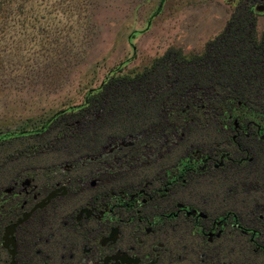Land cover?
<instances>
[{"label":"rangeland","instance_id":"1","mask_svg":"<svg viewBox=\"0 0 264 264\" xmlns=\"http://www.w3.org/2000/svg\"><path fill=\"white\" fill-rule=\"evenodd\" d=\"M242 1L0 0V135L39 128L55 113L83 103L128 59L115 74L134 75L171 47L202 53ZM247 1L262 35L264 0ZM135 31L143 32L131 41ZM158 121L134 119V131L119 130L118 141L97 156L73 155L71 143L56 141L59 128L44 137L1 143L0 264H39L38 238L54 234L41 242L46 254L64 249V239L80 234L73 230L71 216L86 202L115 204L117 196L157 190L182 170L186 182L154 201L147 212H169L177 202L188 203L211 219L224 216L232 222L235 214L240 226L229 223L219 240L202 242L191 220L176 218L168 223L174 264H264V248L258 245L264 243V140H259L264 126L251 124L249 137H237L233 128H240L238 119L192 124L173 143L150 137L147 143L155 139V145L148 144L152 151L143 160L132 152L125 155L141 138L140 129ZM129 122L120 126L131 128ZM67 177L80 183L69 197L54 200L56 191H47ZM40 190L46 198L35 202L31 192ZM43 201V207L35 208ZM27 214L16 229L20 254L15 232L12 256L7 228Z\"/></svg>","mask_w":264,"mask_h":264},{"label":"trees","instance_id":"2","mask_svg":"<svg viewBox=\"0 0 264 264\" xmlns=\"http://www.w3.org/2000/svg\"><path fill=\"white\" fill-rule=\"evenodd\" d=\"M141 32L135 31L130 40ZM122 66L91 89L83 103L55 113L39 128L1 134L0 144L12 138L44 137L59 128L56 141L71 143L73 155L97 156L118 141L119 130L134 131V119H159L141 128V138L124 150L143 160L152 151L148 144L155 139L173 143L192 124L238 119L240 128H233L237 137H249L251 124L264 126V32L258 34L257 15L247 0L202 53L186 54L171 47L134 75L115 74ZM126 120H131L132 129L120 126ZM155 134L158 137L147 143ZM259 140L264 137L259 135Z\"/></svg>","mask_w":264,"mask_h":264},{"label":"flooded vegetation","instance_id":"3","mask_svg":"<svg viewBox=\"0 0 264 264\" xmlns=\"http://www.w3.org/2000/svg\"><path fill=\"white\" fill-rule=\"evenodd\" d=\"M186 174V170L180 171L176 178H168L157 190L140 189L128 197L117 196L115 204L100 205L96 202H86L71 216L74 222L73 230L80 234L76 233L72 240L64 239L62 241L64 249L56 254H46L40 247L44 238H38L34 249L35 255L42 258L39 259V264H174L171 251L172 236L168 230V223L176 218L189 219L193 226L200 228V231L197 229L196 232L202 235V242L219 240L224 235V227L229 223L232 227L240 226L239 223L236 224L235 214L230 215L232 222L224 216L211 219L188 203L177 202L175 210L159 214L146 211L158 198H166L174 186L179 183L184 184ZM76 183L79 184V180L67 177L63 182L51 186L47 193L51 190L56 191L54 200L69 197ZM42 193V190L31 192L35 202L42 200L40 198L45 196H41ZM157 215L161 217L156 222L154 217ZM89 223L97 226H89ZM162 229L166 231L160 234ZM17 231L15 237L18 255L20 250ZM242 232L249 233L246 230ZM49 236L44 239V243L49 239L52 240L54 234ZM1 238L3 240V235L0 240ZM258 245L264 248V243ZM17 262L22 264L20 261Z\"/></svg>","mask_w":264,"mask_h":264},{"label":"water","instance_id":"4","mask_svg":"<svg viewBox=\"0 0 264 264\" xmlns=\"http://www.w3.org/2000/svg\"><path fill=\"white\" fill-rule=\"evenodd\" d=\"M50 196H51V195H50ZM50 198H51V197H48V200H50ZM43 205H44V201L41 202V203H39L35 208H37V207H43ZM29 216H30V214L25 215L23 218L19 219V221H18L17 223H14V224L10 225V226L7 228V235H8V237L11 236L10 239H9V242H12V246H13V248H14V249L11 250L12 256H15V254H16V243H15V241H14V237H13V235H14V233L16 232L17 227H18L20 224H22L24 221H26V220L28 219ZM11 264H16V261L13 260Z\"/></svg>","mask_w":264,"mask_h":264}]
</instances>
